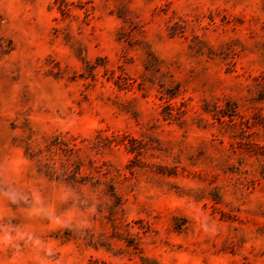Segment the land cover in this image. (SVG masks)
I'll use <instances>...</instances> for the list:
<instances>
[{"label":"rangeland","instance_id":"rangeland-1","mask_svg":"<svg viewBox=\"0 0 264 264\" xmlns=\"http://www.w3.org/2000/svg\"><path fill=\"white\" fill-rule=\"evenodd\" d=\"M0 264H264V0H0Z\"/></svg>","mask_w":264,"mask_h":264}]
</instances>
